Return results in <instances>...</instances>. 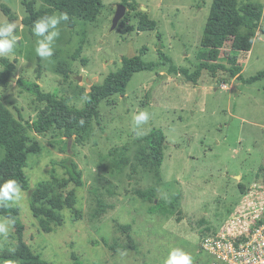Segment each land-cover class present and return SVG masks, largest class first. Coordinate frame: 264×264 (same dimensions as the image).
I'll return each mask as SVG.
<instances>
[{
	"label": "rangeland",
	"instance_id": "obj_1",
	"mask_svg": "<svg viewBox=\"0 0 264 264\" xmlns=\"http://www.w3.org/2000/svg\"><path fill=\"white\" fill-rule=\"evenodd\" d=\"M35 1L40 7L41 1ZM124 1L131 7L126 5L125 16L111 30L116 8ZM253 1L263 6L261 32L264 0ZM102 3L94 23L76 20L72 28L62 23L54 55L45 60L35 54L32 27L22 23L21 0H0V20H9L2 9L6 6L13 16L9 21H20L16 55L0 57L14 66L13 82L0 85V105L23 123L34 121L44 104L18 80L37 83L43 92L81 109L82 93L117 71L123 57L146 48L144 61L158 65L154 72L135 73L123 96L103 100L97 120L72 139L55 129L29 133L37 149L28 154L24 168L30 189L53 176L65 178L55 163L73 160L82 179L75 189L80 218L65 209L63 224L44 233L32 216L28 192L22 191L21 201L9 205L17 210L22 240L49 264H163L173 247L202 264L208 257L201 248L203 240L225 227L246 199L264 202V79L244 82L264 72V40L256 37L248 53H233L229 44L222 50L218 62L228 67L226 56L236 54L242 79L225 71H203L194 86L178 70L192 72L198 54L206 51L200 41L212 0ZM139 13L156 23L154 31L138 30ZM140 110L148 111L150 119L137 136L132 117ZM153 128L165 135L160 167L147 156L146 138ZM4 155L0 148V160ZM149 190L155 204H162L154 213L149 211L153 204L140 198ZM16 241L13 225L6 239L0 237V255L14 249ZM9 262L19 264H0Z\"/></svg>",
	"mask_w": 264,
	"mask_h": 264
},
{
	"label": "trees",
	"instance_id": "obj_2",
	"mask_svg": "<svg viewBox=\"0 0 264 264\" xmlns=\"http://www.w3.org/2000/svg\"><path fill=\"white\" fill-rule=\"evenodd\" d=\"M38 7L35 0H21L25 17L22 20L24 26L31 28L33 22L39 17L55 12L67 13L69 16L68 26L74 27L76 20L86 23H94L104 9L102 0H40ZM122 5H128L126 1ZM9 20H13L9 8L2 6ZM263 17V6L253 0H212L210 11L203 28L201 47L206 49L198 54L199 63L190 72L188 68H179L178 74L182 75L188 83L194 86L198 84L202 72L215 75L218 71H225L232 78L242 79V68L238 64L239 57L236 54H228L226 61L228 67L218 62L221 60L222 50L230 45L233 53H248L251 51L253 42L264 30L260 32V21ZM128 17L126 16L125 19ZM156 23L149 20L146 14L139 13L138 30L154 31ZM159 38V35H158ZM146 48L132 57H123L121 67L110 72L100 84H94L90 91L82 93L84 107L76 109L68 104L64 97H58L53 93H45L37 83H27L18 80L17 83L27 92L32 94L44 107L40 110L37 118L32 122H22L14 119L7 109L0 105V148L5 152L0 160V183L8 179L16 180L22 191L28 192L29 206L33 218L37 221L39 229L44 233H51L63 224L61 212L65 209L74 213L75 218H80V212L76 210L75 189L82 186L81 172L75 162L65 159L55 163L65 172V178L51 179L38 183L30 189L24 174L28 154L37 149L33 147L29 133L45 134L51 129L59 131L64 138L72 137L87 128L93 120L99 117L98 107L103 100L114 95L125 94L126 87L135 73L154 72L156 63L145 62L143 55ZM3 67L0 72V85L7 87L14 79V66L6 58L0 59ZM157 76L162 77L157 73ZM264 79V72L244 80L245 83H254ZM151 92L147 93V98ZM81 121L83 123L81 124ZM148 158L155 166L160 167L163 162L165 135L159 128H153L146 138ZM263 182H264V168ZM140 198L152 203L150 213L158 211L161 203H156L153 190L140 193ZM0 215L15 220L16 245L14 249L0 255V261L18 260L19 264H49L39 258L22 240V225L18 219L15 208L10 206L0 207ZM130 226H125L127 229ZM106 244V242H104ZM79 264V263H76ZM195 264V263H194Z\"/></svg>",
	"mask_w": 264,
	"mask_h": 264
},
{
	"label": "clouds",
	"instance_id": "obj_3",
	"mask_svg": "<svg viewBox=\"0 0 264 264\" xmlns=\"http://www.w3.org/2000/svg\"><path fill=\"white\" fill-rule=\"evenodd\" d=\"M69 21L67 13H52L39 17L33 22L32 34L36 37L35 54L41 59L54 55L56 40L60 36V26ZM17 21L0 20V57L15 56L20 37L16 34ZM150 114L146 110L136 112L133 117V131L142 135L143 126L148 123ZM83 121H81V124ZM22 199V189L14 179L0 183V207L18 204ZM15 220L0 218V237L7 238ZM11 264V262H9ZM163 264H194L193 257L180 247L170 248Z\"/></svg>",
	"mask_w": 264,
	"mask_h": 264
},
{
	"label": "built area",
	"instance_id": "obj_4",
	"mask_svg": "<svg viewBox=\"0 0 264 264\" xmlns=\"http://www.w3.org/2000/svg\"><path fill=\"white\" fill-rule=\"evenodd\" d=\"M201 248L208 256L202 264H264V202L243 201L225 227L205 238Z\"/></svg>",
	"mask_w": 264,
	"mask_h": 264
},
{
	"label": "water",
	"instance_id": "obj_5",
	"mask_svg": "<svg viewBox=\"0 0 264 264\" xmlns=\"http://www.w3.org/2000/svg\"><path fill=\"white\" fill-rule=\"evenodd\" d=\"M126 14V6L124 5H118L115 11V14L113 16L112 22H111V30H114L117 25L119 24L120 20L125 16ZM18 23L20 22L19 20H15ZM260 37L262 40H264V34H260ZM77 81H81L82 77L78 76L75 78ZM87 83H90V81L87 80Z\"/></svg>",
	"mask_w": 264,
	"mask_h": 264
}]
</instances>
